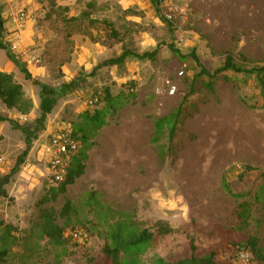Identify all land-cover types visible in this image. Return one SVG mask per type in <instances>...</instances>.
Instances as JSON below:
<instances>
[{
  "label": "rangeland",
  "instance_id": "1",
  "mask_svg": "<svg viewBox=\"0 0 264 264\" xmlns=\"http://www.w3.org/2000/svg\"><path fill=\"white\" fill-rule=\"evenodd\" d=\"M0 7L9 48L5 0ZM21 29L27 57L9 53L25 68V58L38 60L44 76L32 79L55 89L56 97L48 131V118L40 125L34 118L31 99L38 104L40 92L28 90L40 88L18 68L20 80L13 79L22 87V103L7 109L0 102V117L9 122L1 140L11 145L0 178L17 165L7 197L0 198V264L95 261L119 223L154 235L141 264L190 243L211 250L221 234L235 245L225 244L218 259L232 264L243 251L236 246L248 237L264 249L260 82L231 71L212 80L198 76L200 67L209 73L221 68L228 55L238 68H264V0H38ZM155 50L152 61L100 66L123 51ZM174 51H194L199 66ZM7 63L0 54L1 73H10ZM105 89L114 103L106 124L79 131L84 113L105 108ZM94 97L101 100L89 107ZM178 106L173 138L167 128L156 135L155 121ZM57 131L76 133V156L84 149L87 158L82 176L51 200L57 186L47 150ZM241 204L246 213L240 214ZM164 228L170 232L159 234ZM75 232L80 239L72 238Z\"/></svg>",
  "mask_w": 264,
  "mask_h": 264
},
{
  "label": "trees",
  "instance_id": "2",
  "mask_svg": "<svg viewBox=\"0 0 264 264\" xmlns=\"http://www.w3.org/2000/svg\"><path fill=\"white\" fill-rule=\"evenodd\" d=\"M158 3V1H156ZM157 6V4H156ZM6 35V30L4 28V20L1 14L0 7V50L5 51L7 58L18 68V70L24 75L25 80L31 81L33 85L40 88V118L37 119V124H42L46 116L49 115L53 109L55 102L56 90L42 85L38 81L32 79L31 75L24 66H21L19 62L9 53V48L4 41ZM157 50L151 53L135 54L130 51H123L121 55L115 59H111L103 62L100 66H119L123 64L126 59L133 58L136 60H154ZM175 55L181 60H186L190 58L197 65L198 59L195 55V52L192 51L189 56L180 55L179 52L174 51ZM99 66V67H100ZM199 66V65H198ZM231 71L234 73H244V74H254L258 77L260 82L261 92L260 96L262 98V105L260 106L261 110H264V68H251V69H241L235 66L230 55L226 56L223 66L214 70L212 73L207 72L205 69L200 67L199 77L207 76L209 80L220 75L223 72ZM211 83V82H210ZM23 92L22 87L17 82L14 81L11 74L1 73L0 72V102L7 109H18L22 103ZM101 100V99H100ZM101 102H105V108L102 110H96L92 114L84 113L82 115V124L77 128L79 131H83L84 128L88 127L93 131L103 127L106 124V118L108 114L113 112L114 103L112 98L108 94V90L105 89L104 99ZM181 113V107L178 106L177 109L170 115L160 118L154 123L155 134L158 135L164 128L168 129L169 140L174 136L175 127L178 123ZM7 121L6 119L0 117V123ZM76 133L73 134V137ZM82 143L85 142V136L81 138ZM29 150V144L26 143V149L23 152L22 156H25ZM78 153V152H77ZM86 151L83 149L80 155L74 156L71 158L70 166L67 171L65 180L56 185L55 189H51V200H54L58 195L64 194L66 187L72 185L74 181L80 178L84 172L83 162L86 160ZM20 160V159H19ZM17 165L14 166L11 173L7 176L0 178V198H6L7 193L5 191V186L10 182L11 176L16 172ZM262 179V187H264V173L260 174ZM227 192L228 189H227ZM48 199H43L42 202H46ZM241 213H246V205L241 204ZM1 225V223H0ZM56 232L59 234V230ZM170 231L167 228L159 229V234H168ZM221 242L217 247H213L211 250L204 251L203 249L198 248L194 244L190 243L189 246L182 250L181 252H175L168 254L166 256L155 257L150 264H227L225 262L216 261L217 252L221 248L229 246L223 239V235H220ZM109 242L103 247L101 255L102 257L93 261L88 260L86 264H141L139 257L143 255L148 249L153 247L155 242L154 235L148 233L147 231L135 232L130 229V227L124 224H116L108 236ZM229 247V248H230ZM239 249L243 247V250H246L251 253L252 261L262 263L264 261V249L258 245V240L254 237H248L245 242L237 245ZM242 249V248H241ZM5 257V252H0V261Z\"/></svg>",
  "mask_w": 264,
  "mask_h": 264
},
{
  "label": "built area",
  "instance_id": "3",
  "mask_svg": "<svg viewBox=\"0 0 264 264\" xmlns=\"http://www.w3.org/2000/svg\"><path fill=\"white\" fill-rule=\"evenodd\" d=\"M38 0H8V10L6 19L12 26L8 35L9 50L13 54H21L27 57L22 36L23 25L26 23L32 3ZM28 63L32 65L39 64V61L28 57ZM132 91V89L130 90ZM169 94H174V88L170 89ZM100 97L90 99L87 104L93 107L98 104ZM25 121L24 118H21ZM1 144V137H0ZM79 149L78 141L68 132L57 131L51 135L48 144V169L49 177L53 184H61L67 175L71 158L74 157ZM4 159L0 156V167ZM74 240L80 239V233H73ZM238 264H252V255L250 252L243 250L238 255Z\"/></svg>",
  "mask_w": 264,
  "mask_h": 264
},
{
  "label": "crops",
  "instance_id": "4",
  "mask_svg": "<svg viewBox=\"0 0 264 264\" xmlns=\"http://www.w3.org/2000/svg\"><path fill=\"white\" fill-rule=\"evenodd\" d=\"M5 6H6V15H7V10H8V0H5ZM9 23V22H8ZM11 26V24L9 23V28H12V26ZM8 30V29H7ZM24 40V39H23ZM24 46H25V43H24ZM0 54H2L3 56L5 55V52L3 51V50H0ZM9 60V59H8ZM25 61L27 62V71L29 72V74L31 75V77L32 78H39L40 79V77H42V76H44L43 75V70L42 69H39V68H37V65H32V64H29L28 63V58H25ZM7 70H9V72L11 73V74H13V78L14 79H17L18 80V82H19V80H20V77L18 76V71H17V67H15V65L9 60V63H7V64H4L3 65ZM10 73H8V74H10ZM38 80V79H37ZM26 90V89H25ZM24 90V91H25ZM29 91L31 90L33 93H38V92H40V89H28ZM30 97V96H29ZM31 98V97H30ZM32 100V102H33V112H34V118L36 119V121H37V119L38 118H40V115H41V113H40V110H39V105H40V102L37 104V102L34 100V96H33V98L31 99ZM14 111V110H13ZM16 112V111H15ZM52 112V111H51ZM50 115V114H49ZM49 115H47L46 116V119L45 120H47V118H48V121H44L45 123H46V131H48V129L50 128V124H51V121H52V117H50ZM9 117H10V115H9ZM2 118H4V117H2ZM21 118H24L25 120H27V118H28V116H23V117H21ZM4 119H6V118H4ZM7 121H5V122H2V123H0V137H1V135L2 134H4L3 133V130L6 128L5 127V125H7L9 122H8V119H6ZM43 122V123H44ZM56 133V132H55ZM55 133H53V134H55ZM53 134H51V135H53ZM9 134H7L6 136H8ZM6 138V137H5ZM7 141H6V139H3V140H1V144H0V156L4 159V161H5V157H4V154L6 153V152H8V150L10 149V146L11 145H9V146H7ZM10 143H11V141H10ZM32 155V153L30 154V156ZM49 158V157H48ZM216 261H218V262H220V261H222V262H225V263H227V264H232V263H230L229 261H226L225 259L223 260H221V259H218V256H217V258H216Z\"/></svg>",
  "mask_w": 264,
  "mask_h": 264
}]
</instances>
